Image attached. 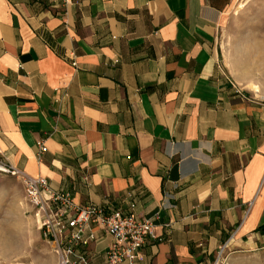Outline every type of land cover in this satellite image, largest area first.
I'll list each match as a JSON object with an SVG mask.
<instances>
[{"label": "crops", "instance_id": "0c3cea01", "mask_svg": "<svg viewBox=\"0 0 264 264\" xmlns=\"http://www.w3.org/2000/svg\"><path fill=\"white\" fill-rule=\"evenodd\" d=\"M236 2L0 0V162L150 220L120 264L264 250V100L219 46ZM89 231L70 264L106 263L112 238Z\"/></svg>", "mask_w": 264, "mask_h": 264}, {"label": "rangeland", "instance_id": "374dc122", "mask_svg": "<svg viewBox=\"0 0 264 264\" xmlns=\"http://www.w3.org/2000/svg\"><path fill=\"white\" fill-rule=\"evenodd\" d=\"M219 46L241 93L264 100V0H237ZM248 82L258 86V94L249 91ZM228 254L221 253L217 264H264V250ZM0 264H59L52 245L41 238L23 187L5 174H0Z\"/></svg>", "mask_w": 264, "mask_h": 264}, {"label": "built area", "instance_id": "2783aa9c", "mask_svg": "<svg viewBox=\"0 0 264 264\" xmlns=\"http://www.w3.org/2000/svg\"><path fill=\"white\" fill-rule=\"evenodd\" d=\"M40 151L45 147L39 143ZM0 174L19 178L24 200L31 208L41 238L52 245L59 264H70L69 255L78 245L95 240L89 225H95L112 238L105 264L130 263L139 258L147 236L154 237V226L148 219L120 211L106 212L97 205H76L68 192L54 191L45 178H31L16 168L0 162Z\"/></svg>", "mask_w": 264, "mask_h": 264}, {"label": "bare ground", "instance_id": "6f19581e", "mask_svg": "<svg viewBox=\"0 0 264 264\" xmlns=\"http://www.w3.org/2000/svg\"><path fill=\"white\" fill-rule=\"evenodd\" d=\"M247 88L251 91V92H253V93H259V88H258V86L256 85V84H254V83H252V82H248V84H247Z\"/></svg>", "mask_w": 264, "mask_h": 264}]
</instances>
